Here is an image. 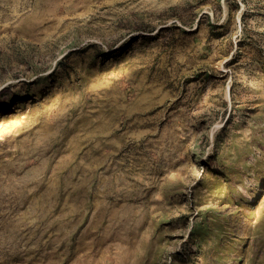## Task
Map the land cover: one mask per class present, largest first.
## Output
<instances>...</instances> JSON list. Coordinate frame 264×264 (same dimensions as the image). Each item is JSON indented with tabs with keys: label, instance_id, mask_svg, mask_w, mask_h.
Segmentation results:
<instances>
[{
	"label": "rangeland",
	"instance_id": "obj_1",
	"mask_svg": "<svg viewBox=\"0 0 264 264\" xmlns=\"http://www.w3.org/2000/svg\"><path fill=\"white\" fill-rule=\"evenodd\" d=\"M0 264H264V0H0Z\"/></svg>",
	"mask_w": 264,
	"mask_h": 264
}]
</instances>
